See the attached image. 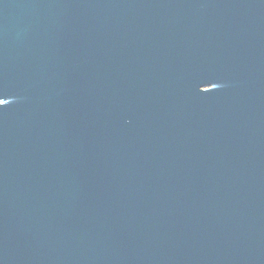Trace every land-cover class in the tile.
I'll list each match as a JSON object with an SVG mask.
<instances>
[{"label":"water","instance_id":"95a60500","mask_svg":"<svg viewBox=\"0 0 264 264\" xmlns=\"http://www.w3.org/2000/svg\"><path fill=\"white\" fill-rule=\"evenodd\" d=\"M0 264H264V0H0Z\"/></svg>","mask_w":264,"mask_h":264}]
</instances>
